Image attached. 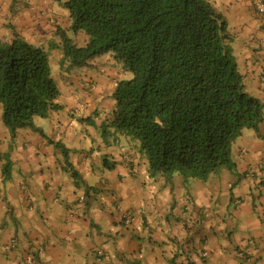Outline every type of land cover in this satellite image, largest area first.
<instances>
[{"label":"crops","instance_id":"0c3cea01","mask_svg":"<svg viewBox=\"0 0 264 264\" xmlns=\"http://www.w3.org/2000/svg\"><path fill=\"white\" fill-rule=\"evenodd\" d=\"M208 1L227 22L246 91L264 101V16L250 0ZM58 4L0 7V28L6 14L16 34L45 49L53 26L68 18ZM104 84L97 76L88 89L76 82L67 109L34 118L42 132L23 127L11 137L0 105V264H96V248L106 253L102 264H264V108L258 129L231 143L229 166L204 179L150 177L138 145L111 135L103 146L89 126L93 114L96 125L110 117L114 87ZM11 237L16 246L5 250Z\"/></svg>","mask_w":264,"mask_h":264},{"label":"trees","instance_id":"16d2710c","mask_svg":"<svg viewBox=\"0 0 264 264\" xmlns=\"http://www.w3.org/2000/svg\"><path fill=\"white\" fill-rule=\"evenodd\" d=\"M58 1L71 28L89 36L77 47L61 32L71 65L111 52L132 73L111 92L107 125L139 140L149 176L204 179L230 165L233 139L258 129L264 101L246 91L227 22L209 1ZM59 93L44 48L16 35L0 42L1 118L11 137L23 127L39 131L34 118L61 109Z\"/></svg>","mask_w":264,"mask_h":264},{"label":"rangeland","instance_id":"374dc122","mask_svg":"<svg viewBox=\"0 0 264 264\" xmlns=\"http://www.w3.org/2000/svg\"><path fill=\"white\" fill-rule=\"evenodd\" d=\"M38 2V0H33ZM208 1V0H207ZM29 0H0V7H5L7 9V12L10 13L11 11H14V8L19 7L20 5H27ZM50 2H54L58 4V0H50ZM61 7V4H58ZM66 13L68 18H66L65 21H59L58 26H53L54 31L50 36L48 37V41L45 45V50L47 51V55L49 58V68L51 72V76L53 77L60 93L57 98V103L60 105H64V107H61V109H67L68 108V102L67 99H70L71 97L66 93V91L70 92L72 96L75 94L79 95V92L75 89L77 88L75 86V83H81L85 84L87 88L92 84V87L95 86L96 83V76L100 77L101 79L105 80V84L103 87H109L111 86V82L114 85L118 82L119 79H128L132 76V73L127 70L120 62H118L112 55L111 52L104 53L101 55L94 56L90 59H88L85 63L82 65H76L73 66L63 55V51L60 48V44L62 41V35L61 32H64L65 35L72 41L73 44L77 47L84 46L88 41V34L84 30L80 31H74L71 28V20L69 18L67 9ZM4 22H6V26L0 28V42H7L10 43L12 39L7 41V38L9 37V33H13V37L18 36L16 34L15 25L11 22H13L14 19L9 18L6 14L3 15ZM21 38V37H20ZM24 40L23 38H21ZM29 43V42H28ZM31 44V43H29ZM32 46H35L31 44ZM37 47V46H35ZM95 74V75H92ZM86 89L85 87H83ZM112 89V87H109ZM79 98V97H78ZM62 99V100H60ZM76 100V99H74ZM49 118H52L50 113L48 115ZM98 117V116H97ZM42 118V117H40ZM47 118V117H44ZM102 121L99 125H96V116L93 114L89 120V126L96 128L99 133L104 134L103 135V146L106 144L112 135H116V138L119 139V136H123L122 138L124 141H128L130 145H138L139 140L135 138L127 137L126 135H122L116 131H113V128L107 125V119H104V116H102ZM103 130H107V134L102 133ZM110 133V134H109ZM238 136H235L233 141ZM232 141V142H233ZM103 148V147H100ZM72 149V148H71ZM140 151V150H139ZM70 156L72 157V150L70 152ZM231 155V154H230ZM145 156V155H144ZM105 156L102 155V158ZM107 161L109 164H113L115 161L114 159H111L110 157L107 158ZM139 166V165H138ZM142 168V167H141ZM147 169V168H146ZM141 170V169H140ZM149 175V174H148ZM180 175V174H179ZM141 172L138 171L136 173L137 178H141ZM182 176V175H181ZM152 177V176H150ZM183 177V176H182ZM154 184V183H152ZM92 188V187H91ZM92 190V189H91ZM100 192V191H99ZM86 197V196H85ZM92 197V198H91ZM89 199L92 200L94 196H91ZM84 198V197H82ZM98 199L100 196L97 197ZM87 198V200H89ZM188 199V198H187ZM191 202V201H190ZM187 205H189V201H186Z\"/></svg>","mask_w":264,"mask_h":264},{"label":"built area","instance_id":"2783aa9c","mask_svg":"<svg viewBox=\"0 0 264 264\" xmlns=\"http://www.w3.org/2000/svg\"><path fill=\"white\" fill-rule=\"evenodd\" d=\"M254 9L261 15L264 16V0H250ZM85 85V84H83ZM78 109V105H76L72 111L76 112ZM120 213L122 214V217L125 221V223H130L132 221L135 220V217L131 214H128L127 212H125L124 210L119 208ZM206 216H208V213L205 214ZM14 239H11L8 243L5 244V249H11L12 247H14ZM96 264H102V262H104L105 258H106V254L104 253L103 250L101 249H97L96 250ZM206 251L203 252V255H206Z\"/></svg>","mask_w":264,"mask_h":264},{"label":"clouds","instance_id":"9594fccd","mask_svg":"<svg viewBox=\"0 0 264 264\" xmlns=\"http://www.w3.org/2000/svg\"><path fill=\"white\" fill-rule=\"evenodd\" d=\"M81 85H82L83 87H85L86 89H88V88L86 87V85H83V84H81ZM90 87H91V85L89 86V88H90ZM77 105H78V109H77V111H78V110H80L79 105L81 106V103H78ZM74 107H75V106H74ZM74 107H73V108H74ZM73 108H72V109H73ZM72 109H70V112H73ZM77 111H76V112H77ZM74 113H75V112H74ZM119 208L122 209V207H121V206H118V207H117V211L119 212L121 218L123 219L122 214H121L120 211H119ZM122 210H123V209H122ZM124 211H125V210H124ZM125 212H127V211H125ZM127 213L130 214L129 212H127ZM131 215H132V214H131ZM133 216H134V215H133ZM134 217H135V216H134ZM123 221H124V219H123ZM133 222H134V221H132V222H130V223H125V221H124L125 224H131V223H133ZM11 239H14V240H15V242H14V247H15V246H16V243H17L15 237H11V238H9V239L6 241V243H8ZM6 243H4V245H3V248H4V249H5L4 246H5ZM12 248H13V247H12ZM12 248H11V249H12ZM97 249H101V250H103L102 248H96V249H95V252H96ZM5 250H8V249H5ZM103 251H104V250H103ZM104 253H105V252H104ZM105 254H106V253H105Z\"/></svg>","mask_w":264,"mask_h":264}]
</instances>
